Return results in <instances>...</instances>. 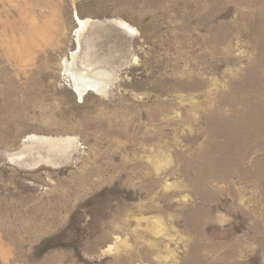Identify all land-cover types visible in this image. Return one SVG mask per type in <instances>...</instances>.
Masks as SVG:
<instances>
[{"label": "rangeland", "instance_id": "374dc122", "mask_svg": "<svg viewBox=\"0 0 264 264\" xmlns=\"http://www.w3.org/2000/svg\"><path fill=\"white\" fill-rule=\"evenodd\" d=\"M0 264H264V0H0Z\"/></svg>", "mask_w": 264, "mask_h": 264}, {"label": "bare ground", "instance_id": "6f19581e", "mask_svg": "<svg viewBox=\"0 0 264 264\" xmlns=\"http://www.w3.org/2000/svg\"><path fill=\"white\" fill-rule=\"evenodd\" d=\"M79 23V22H78ZM84 25V24H83ZM80 27V26H79ZM77 32V31H76ZM80 32L81 31H79L78 32V35H77V41H78V38H79V36H80ZM71 57L73 58L74 57V53H71ZM73 64V62H71V64L70 65H72ZM71 77H72V80H73V82H74V86H75V88L77 89V91L79 92V94L80 93H83L85 90H94V88H95V85H94V83L92 82L91 83V81L90 82H86V81H84V84L87 86H84L83 87V85L84 84H82L80 81L82 80V77H80V76H77V75H75L73 72H72V70H71ZM79 75V74H78ZM83 74H81V76H82ZM85 75V74H84ZM96 84V83H95ZM88 88V89H87ZM96 89V88H95ZM99 91H100V89H99Z\"/></svg>", "mask_w": 264, "mask_h": 264}]
</instances>
